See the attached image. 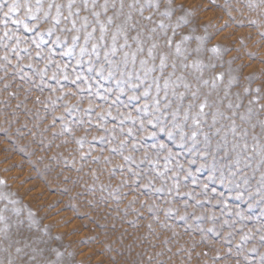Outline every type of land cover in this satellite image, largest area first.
Segmentation results:
<instances>
[{"label": "rangeland", "instance_id": "374dc122", "mask_svg": "<svg viewBox=\"0 0 264 264\" xmlns=\"http://www.w3.org/2000/svg\"><path fill=\"white\" fill-rule=\"evenodd\" d=\"M0 264H264V0H0Z\"/></svg>", "mask_w": 264, "mask_h": 264}, {"label": "snow or ice", "instance_id": "6c2138e0", "mask_svg": "<svg viewBox=\"0 0 264 264\" xmlns=\"http://www.w3.org/2000/svg\"><path fill=\"white\" fill-rule=\"evenodd\" d=\"M94 2H95V0H93V3ZM72 3H73V0H69V8H71ZM83 4H84L85 9H87V7H88V0H83ZM10 10H14V7L12 9H10ZM77 12H79V9H77ZM71 15H72V13L70 11L69 12V16H71ZM92 15L94 17H98L99 16V13L98 12H93ZM82 20L84 22V26L86 27L87 24H88V18L87 17H82ZM109 22H111V18H109ZM97 23H99V20L98 19H97ZM73 27H75V21H73ZM100 30H101V34H102L101 35V39H103V32L105 31V28H104V25L103 24L100 25ZM85 35L87 37V36H90L91 33H85ZM73 39L75 40L76 37H73ZM95 47H96V45L94 44L93 45V48L95 49ZM201 108H203V105H201Z\"/></svg>", "mask_w": 264, "mask_h": 264}]
</instances>
